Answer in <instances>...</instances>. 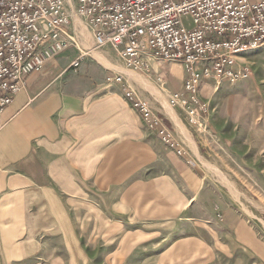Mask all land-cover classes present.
<instances>
[{
    "label": "rangeland",
    "instance_id": "374dc122",
    "mask_svg": "<svg viewBox=\"0 0 264 264\" xmlns=\"http://www.w3.org/2000/svg\"><path fill=\"white\" fill-rule=\"evenodd\" d=\"M73 25L92 53V27L76 14ZM95 52L157 86L183 129L148 88L124 73L127 88L108 81L103 91L119 93L103 105L102 152L76 158L70 190L0 195V264H264V43L236 56L247 76H202L197 93L183 63L138 73L107 47ZM130 89L154 123L132 114ZM176 92L183 105L170 102ZM185 164L199 175L197 195Z\"/></svg>",
    "mask_w": 264,
    "mask_h": 264
},
{
    "label": "built area",
    "instance_id": "2783aa9c",
    "mask_svg": "<svg viewBox=\"0 0 264 264\" xmlns=\"http://www.w3.org/2000/svg\"><path fill=\"white\" fill-rule=\"evenodd\" d=\"M74 14L92 27L94 49L111 47L138 72H149L151 59L183 63L191 93L202 76H247L236 56L264 43V0H0V117L27 76L77 45ZM126 96L154 120L150 105L132 89ZM170 102L184 104L179 92ZM160 134L171 142L169 131L161 128Z\"/></svg>",
    "mask_w": 264,
    "mask_h": 264
},
{
    "label": "crops",
    "instance_id": "0c3cea01",
    "mask_svg": "<svg viewBox=\"0 0 264 264\" xmlns=\"http://www.w3.org/2000/svg\"><path fill=\"white\" fill-rule=\"evenodd\" d=\"M80 57L79 66L74 67ZM156 61L151 59V67L156 68ZM119 71L103 65L77 44L27 76L25 87L0 117V195L17 191L52 197L57 188L69 189L75 179L76 158L82 157L78 161L88 164L98 154L97 147L102 152L103 105L119 93L103 91L105 85L111 81L129 86ZM119 75L124 81L116 80ZM130 104L132 114L143 117ZM184 168V183L197 195L199 175L186 164Z\"/></svg>",
    "mask_w": 264,
    "mask_h": 264
},
{
    "label": "bare ground",
    "instance_id": "6f19581e",
    "mask_svg": "<svg viewBox=\"0 0 264 264\" xmlns=\"http://www.w3.org/2000/svg\"><path fill=\"white\" fill-rule=\"evenodd\" d=\"M75 24L77 25L76 27H77V29H78V23L77 22H75ZM75 27V28H76ZM81 30H82V32H81ZM84 30H87L86 29V27H84V26H82L81 27V29L79 30L81 33H82V35H80V37H83L84 38V35H83V31ZM88 31V30H87ZM88 36L90 37L91 35H90V33L88 32ZM89 39V38H88ZM91 40V39H90ZM89 41V40H88ZM88 43V42H87ZM96 50H92V55H93V57L95 58V59H97L99 62H101L103 65H105V66H107V67H112V68H114V69H116V70H120L119 72H122V73H124V74H126L127 75V77H128V79L131 81V82H133V83H136L137 85H139V86H143L144 88H148L149 90H150V92H151V94H153V95H155L156 97H158V98H160L161 100H164V104H165V106H166V109L168 110V112L172 115V117H173V119H174V121H175V123H176V125L182 130L183 128L181 127V125H180V122H179V120H178V116H177V114H176V112H175V109L171 106V105H169V103L167 102V101H165L167 98H165V94L162 92V91H160L159 89H158V87L157 86H154L151 82H150V80H147L146 78H144V77H142V76H140L139 74H137L135 71H130V70H127L125 67H123V66H118V65H115L113 62H111L107 57H105V56H101V54H99L98 52H95ZM139 73V72H138ZM143 75V74H142ZM163 102V101H162ZM164 106V107H165ZM169 114V115H170ZM170 115V116H171ZM184 126V125H183ZM184 129H185V127H184ZM186 132V131H185ZM190 140H191V138H190ZM192 141V140H191ZM191 143V142H190ZM192 145H194V143L192 142L191 143Z\"/></svg>",
    "mask_w": 264,
    "mask_h": 264
}]
</instances>
